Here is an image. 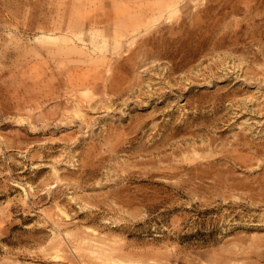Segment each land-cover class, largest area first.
<instances>
[{
	"label": "rangeland",
	"instance_id": "obj_1",
	"mask_svg": "<svg viewBox=\"0 0 264 264\" xmlns=\"http://www.w3.org/2000/svg\"><path fill=\"white\" fill-rule=\"evenodd\" d=\"M0 264H264V0H0Z\"/></svg>",
	"mask_w": 264,
	"mask_h": 264
}]
</instances>
